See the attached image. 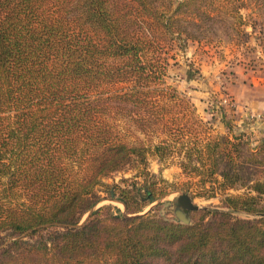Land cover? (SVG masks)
I'll return each instance as SVG.
<instances>
[{"label": "trees", "instance_id": "trees-1", "mask_svg": "<svg viewBox=\"0 0 264 264\" xmlns=\"http://www.w3.org/2000/svg\"><path fill=\"white\" fill-rule=\"evenodd\" d=\"M245 7L0 0V264H264V140L231 135L221 109L226 134L208 122L199 134L194 107L167 82L216 27L242 32ZM174 152L199 197L224 195L223 210L193 211L188 224L140 214L164 196L151 162L160 173ZM127 169L113 186L125 213L97 207L102 179Z\"/></svg>", "mask_w": 264, "mask_h": 264}, {"label": "rangeland", "instance_id": "rangeland-1", "mask_svg": "<svg viewBox=\"0 0 264 264\" xmlns=\"http://www.w3.org/2000/svg\"><path fill=\"white\" fill-rule=\"evenodd\" d=\"M245 2L246 7L241 11L245 21L243 31L236 33L230 28L224 30L222 27H216V35L208 34L209 43L203 39L201 43L189 47L187 60H179V70L170 69L167 82L176 87L194 107V116L202 122L194 127L199 134L205 130L209 131V123L214 129L212 135L217 132L225 135L226 131L223 127L225 123L231 126V135L243 134V139L248 140L251 148H255L261 140H264V114L257 115L251 111L254 109L251 107L252 101H264V0H245ZM220 109L224 110L225 114L223 123L220 122ZM185 113L187 118L190 117L187 111ZM193 117L189 121L191 124ZM238 124L242 126L239 127L241 130L237 128ZM121 126L128 140L133 141L135 138L143 140L144 136L135 132L130 125L125 126L122 123ZM180 159V155L174 152L170 159L162 163V167L166 169L160 173L157 172L158 164L151 162L150 168L155 171L153 173L160 176L157 184L162 188L158 191H163L164 196L149 204L140 214L155 209L153 213L156 218L174 221L175 200L182 193L188 194L192 203L199 209H224L222 204L224 195L217 190H214L217 194L213 198L199 197L198 194L201 192L199 178L190 175L194 172H181L178 165ZM260 172L261 170L258 169L257 177L264 176V171ZM134 173L127 169L112 172L103 178L104 187L99 189L98 195L104 200L97 207L109 206L114 214H118V210L122 214L125 213L123 205L113 199L118 195V191L114 192L113 186H125L126 184L121 183V180L131 179ZM134 182H139L136 184L137 188L141 186V180L135 179ZM209 186L210 184L205 185L206 188ZM228 193L235 194L233 191ZM192 214L190 212L189 216ZM195 216L193 215L194 219ZM239 216L250 218L244 214ZM87 217L88 213L82 217L80 224Z\"/></svg>", "mask_w": 264, "mask_h": 264}, {"label": "water", "instance_id": "water-1", "mask_svg": "<svg viewBox=\"0 0 264 264\" xmlns=\"http://www.w3.org/2000/svg\"><path fill=\"white\" fill-rule=\"evenodd\" d=\"M197 210H199V207L192 203L188 194L182 193L177 196L174 208L176 220L183 224H188L190 222L189 213Z\"/></svg>", "mask_w": 264, "mask_h": 264}, {"label": "crops", "instance_id": "crops-1", "mask_svg": "<svg viewBox=\"0 0 264 264\" xmlns=\"http://www.w3.org/2000/svg\"><path fill=\"white\" fill-rule=\"evenodd\" d=\"M254 108V109H251ZM251 111L257 113V115L259 114H264V101L263 100H258V101H252L251 102ZM251 116H254L253 114H251ZM256 120V119H255ZM257 123V122H256ZM238 127H242L241 125L238 124ZM259 128V126L257 127V129ZM241 129V128H240ZM259 132V130H258ZM165 170H163L162 172H164ZM155 172V171H153Z\"/></svg>", "mask_w": 264, "mask_h": 264}]
</instances>
